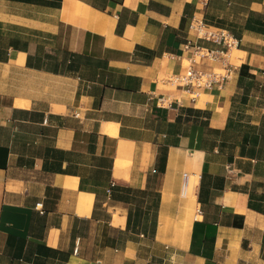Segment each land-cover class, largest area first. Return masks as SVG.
Wrapping results in <instances>:
<instances>
[{"label": "crops", "instance_id": "1", "mask_svg": "<svg viewBox=\"0 0 264 264\" xmlns=\"http://www.w3.org/2000/svg\"><path fill=\"white\" fill-rule=\"evenodd\" d=\"M0 70V264H264V0H0Z\"/></svg>", "mask_w": 264, "mask_h": 264}, {"label": "built area", "instance_id": "2", "mask_svg": "<svg viewBox=\"0 0 264 264\" xmlns=\"http://www.w3.org/2000/svg\"><path fill=\"white\" fill-rule=\"evenodd\" d=\"M199 1L202 5L206 6L209 0ZM190 29L194 31L199 38L211 41L218 46L217 49H208L193 45V54L217 62L220 64L221 68L217 71L215 69L203 71L189 67L186 69L185 73L171 76L170 82L178 85L187 92L221 89L230 77V51L238 46L237 39L227 31H207L201 21H193L190 25ZM75 116H78V114H75ZM190 184L191 179L189 173H183L180 184L181 197H186L188 195ZM199 212L198 209L197 214Z\"/></svg>", "mask_w": 264, "mask_h": 264}, {"label": "rangeland", "instance_id": "3", "mask_svg": "<svg viewBox=\"0 0 264 264\" xmlns=\"http://www.w3.org/2000/svg\"><path fill=\"white\" fill-rule=\"evenodd\" d=\"M1 73L2 72L0 70V91H6L12 94L17 93L18 92L17 87L19 86V84H21L20 81H22V77L17 75L6 77V76H2ZM4 84H6V87L3 86ZM187 197L188 195L186 196V198Z\"/></svg>", "mask_w": 264, "mask_h": 264}, {"label": "bare ground", "instance_id": "4", "mask_svg": "<svg viewBox=\"0 0 264 264\" xmlns=\"http://www.w3.org/2000/svg\"><path fill=\"white\" fill-rule=\"evenodd\" d=\"M190 187H191V184H190ZM190 187H189V191H190ZM194 201V195H192L190 192L188 193V202L189 203H192ZM198 218V217H197ZM190 222H191V219L189 217L185 218L183 220V227L186 229H188V227L190 226Z\"/></svg>", "mask_w": 264, "mask_h": 264}]
</instances>
